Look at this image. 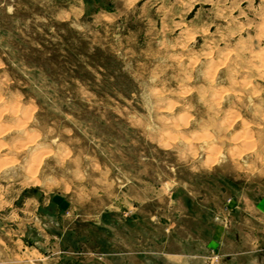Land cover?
Masks as SVG:
<instances>
[{"label": "rangeland", "instance_id": "1", "mask_svg": "<svg viewBox=\"0 0 264 264\" xmlns=\"http://www.w3.org/2000/svg\"><path fill=\"white\" fill-rule=\"evenodd\" d=\"M243 217L264 227V0H0V264L45 236L59 264L209 257Z\"/></svg>", "mask_w": 264, "mask_h": 264}, {"label": "crops", "instance_id": "2", "mask_svg": "<svg viewBox=\"0 0 264 264\" xmlns=\"http://www.w3.org/2000/svg\"><path fill=\"white\" fill-rule=\"evenodd\" d=\"M263 230L264 227L260 224H253L249 218L245 217L239 218L231 231H224L216 225L208 244L211 253L209 257L199 253V248L203 247L200 243L184 238L181 240V246L190 249L189 254L171 251L169 247L165 250L164 242L162 249H155L156 240L153 239L152 241L147 240L149 243L139 242L137 252L123 254L113 251L95 257L91 251H88L81 258H72L70 261L73 264H264V256H259L260 252L264 251ZM55 241V238L45 236L39 243L34 244L43 247V249L35 248L39 256L37 261L40 264H59L64 259L60 255L55 259L45 257L44 253L48 250L45 249L46 247H60V243ZM190 246L196 247L197 251L191 249Z\"/></svg>", "mask_w": 264, "mask_h": 264}, {"label": "bare ground", "instance_id": "3", "mask_svg": "<svg viewBox=\"0 0 264 264\" xmlns=\"http://www.w3.org/2000/svg\"><path fill=\"white\" fill-rule=\"evenodd\" d=\"M161 137V136H160Z\"/></svg>", "mask_w": 264, "mask_h": 264}]
</instances>
